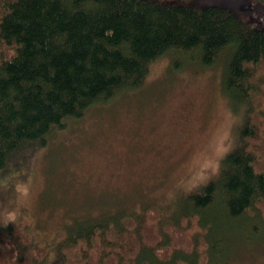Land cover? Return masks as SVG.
<instances>
[{"label":"trees","instance_id":"obj_1","mask_svg":"<svg viewBox=\"0 0 264 264\" xmlns=\"http://www.w3.org/2000/svg\"><path fill=\"white\" fill-rule=\"evenodd\" d=\"M167 54L174 69L223 58L222 92L242 121L217 178L172 214L197 217L205 259L185 251L186 228L158 227L149 207L59 232L52 264H230L243 247L264 250V0H0V174L91 108L139 90ZM48 251L24 221L0 228V264H47Z\"/></svg>","mask_w":264,"mask_h":264},{"label":"rangeland","instance_id":"obj_2","mask_svg":"<svg viewBox=\"0 0 264 264\" xmlns=\"http://www.w3.org/2000/svg\"><path fill=\"white\" fill-rule=\"evenodd\" d=\"M172 61L170 54L161 57L139 90L96 105L81 122L30 150V159L6 167L0 174V228L27 223L33 243L47 245L46 263L52 264L55 236L84 218L117 210L137 217L154 207L161 215L153 223L186 228L194 248L185 251L205 259L197 217L172 214L217 178L192 187L221 142L227 138L229 153L236 149L242 121L222 92L223 58L208 68L182 63L174 69ZM8 212L15 213L14 223H5ZM255 215L264 223V214ZM230 264H264V250L246 253L243 247Z\"/></svg>","mask_w":264,"mask_h":264},{"label":"clouds","instance_id":"obj_3","mask_svg":"<svg viewBox=\"0 0 264 264\" xmlns=\"http://www.w3.org/2000/svg\"><path fill=\"white\" fill-rule=\"evenodd\" d=\"M231 151V144L228 143L227 138L225 141L221 142L218 148L216 149V153L214 158L208 162L204 166V170L200 175H198L193 181L192 187L195 188L199 183L209 181L212 176L217 175L220 170V163L223 161L226 156ZM191 190V189H190ZM16 219V215L14 212H8L5 217V223H14Z\"/></svg>","mask_w":264,"mask_h":264}]
</instances>
